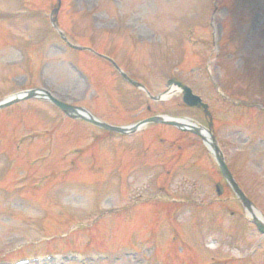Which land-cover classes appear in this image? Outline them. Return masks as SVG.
Masks as SVG:
<instances>
[{
  "label": "rangeland",
  "instance_id": "1",
  "mask_svg": "<svg viewBox=\"0 0 264 264\" xmlns=\"http://www.w3.org/2000/svg\"><path fill=\"white\" fill-rule=\"evenodd\" d=\"M51 18L151 96L170 78L187 85L211 119L181 92L151 100L107 61L68 47ZM27 89L115 126L161 114L210 129L264 219V0H0V101ZM157 127L183 145L132 144L142 132L91 143L99 130L45 99L1 107L0 262L76 251L41 264H264V237L202 139Z\"/></svg>",
  "mask_w": 264,
  "mask_h": 264
},
{
  "label": "water",
  "instance_id": "2",
  "mask_svg": "<svg viewBox=\"0 0 264 264\" xmlns=\"http://www.w3.org/2000/svg\"><path fill=\"white\" fill-rule=\"evenodd\" d=\"M137 86H139V84L135 83ZM173 85L177 88H179L182 93H183V96H182V100L185 104H187L188 106L192 107V106H195V107H202L205 114L206 115H209L208 111H207V105L202 103L201 99L197 96V95H194L191 91V89L185 85H182L180 82L174 80V79H171L170 81H168V85ZM26 93L28 94V97H31L35 94H37L38 92L36 90H29V91H26ZM46 97L52 102L54 103L55 105H57L61 110H63L64 112L66 113H70L72 114L73 116H77V117H82V118H85L83 115L79 114L78 113V109L79 108H76V107H73L71 105H68V104H65L63 102H60L59 100L55 99L54 97H52L51 95H49L48 93H46ZM12 99H17V97H14ZM11 99V100H12ZM153 99H159V97H153ZM11 100H7V101H4V102H1L0 103V107L4 106V105H7L9 103H11ZM81 110V109H80ZM85 119H90V118H85ZM92 122L94 123H97L99 124L98 122H95L93 119H91ZM150 121H159V122H163V123H166V124H171V125H174V126H177L179 128H181V125L180 123L176 120V119H173V118H165L163 116H154V117H151V118H148L144 121H141L139 123H137L136 125L132 126V129L137 127V126H140L141 124H144L146 122H150ZM100 125H103V124H100ZM105 127H109V126H106L104 125ZM110 128V127H109ZM113 129H117L119 131H123L124 129L123 128H113ZM193 131L197 134L200 135L199 133V129L197 127H194L193 128ZM213 146V145H212ZM214 147V155H215V159L221 169V173L223 174V176L227 179V181L229 182L230 186L233 188L234 192L236 193L237 197L239 198V200L242 202L243 206L246 208V209H249L250 208V201L244 196V194L242 193V191L237 187V185L234 183V181L232 180L225 164H224V161L221 157V154L218 153V149ZM220 187V186H219ZM221 189L218 191L220 193ZM254 223L257 227V229L259 230V232L261 233H264V224H262L259 220L257 219H254Z\"/></svg>",
  "mask_w": 264,
  "mask_h": 264
},
{
  "label": "bare ground",
  "instance_id": "3",
  "mask_svg": "<svg viewBox=\"0 0 264 264\" xmlns=\"http://www.w3.org/2000/svg\"><path fill=\"white\" fill-rule=\"evenodd\" d=\"M178 92H179V90L177 88L171 86L169 88L167 94L171 93L170 96H172V95H176ZM167 94H165V95L162 94V97L163 98H169L170 96L167 95ZM79 113H82V114L87 116L86 112L83 113L82 111H80ZM178 122H180V124L184 128H187V129H193L194 127H197L199 129V133H200V135L202 137V140H203V143H204L205 147L207 148V150H209L211 152L213 141L211 139L210 133L208 132V130L206 128H204L201 125H198L196 122H194V121H192L191 119H188V118H180V119H178ZM246 216H247L248 219L256 218L260 222L264 223L263 217L258 213V211L253 206L250 207L248 210H246Z\"/></svg>",
  "mask_w": 264,
  "mask_h": 264
},
{
  "label": "flooded vegetation",
  "instance_id": "4",
  "mask_svg": "<svg viewBox=\"0 0 264 264\" xmlns=\"http://www.w3.org/2000/svg\"><path fill=\"white\" fill-rule=\"evenodd\" d=\"M101 135H104L103 133H101ZM157 135V133H152L151 135H150V137L151 138H154L155 136ZM161 139V138H160ZM143 140H144V138H143ZM146 140V139H145Z\"/></svg>",
  "mask_w": 264,
  "mask_h": 264
}]
</instances>
